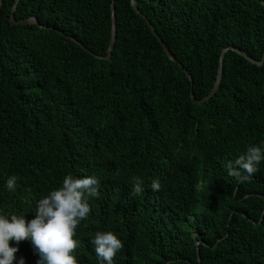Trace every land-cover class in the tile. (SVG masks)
Returning a JSON list of instances; mask_svg holds the SVG:
<instances>
[{
    "label": "trees",
    "instance_id": "obj_1",
    "mask_svg": "<svg viewBox=\"0 0 264 264\" xmlns=\"http://www.w3.org/2000/svg\"><path fill=\"white\" fill-rule=\"evenodd\" d=\"M14 2L0 8V215L31 220L65 175L95 176L78 264H100L97 231L122 241L114 264H264V160L243 183L225 167L264 147V60L228 50L214 96L190 97L210 92L224 48L262 60L264 0H18L15 20L43 28L10 24ZM9 243L13 264H37L30 241Z\"/></svg>",
    "mask_w": 264,
    "mask_h": 264
},
{
    "label": "clouds",
    "instance_id": "obj_2",
    "mask_svg": "<svg viewBox=\"0 0 264 264\" xmlns=\"http://www.w3.org/2000/svg\"><path fill=\"white\" fill-rule=\"evenodd\" d=\"M264 160V147L251 145L234 161L226 163L230 176L238 183L250 179L258 171L257 165ZM17 176H10L6 187L14 192L17 187ZM131 194L141 195L144 191V180L138 176L131 178ZM100 181L95 176L77 178L65 175L62 185L51 190L36 202L34 218L9 214L0 215V264H13L18 247L10 246V241L19 245L30 241L34 254L38 255L37 264H78L74 251L78 241L73 237L81 221L88 218L91 211L90 198H99ZM158 179L151 181V189L159 191ZM91 243L100 264H114V257L123 247L122 241L112 231H97ZM18 264H23L21 258Z\"/></svg>",
    "mask_w": 264,
    "mask_h": 264
},
{
    "label": "water",
    "instance_id": "obj_3",
    "mask_svg": "<svg viewBox=\"0 0 264 264\" xmlns=\"http://www.w3.org/2000/svg\"><path fill=\"white\" fill-rule=\"evenodd\" d=\"M1 1L0 0V8H1ZM17 2L18 0H15L14 2V5L12 7V10H11V13H10V17H9V22L10 24L14 25V24H17V25H30V24H35L37 25L39 28H43V26H41L37 19L34 18V17H31V18H26V19H22V20H15L14 18V9L17 5ZM147 25L149 26L151 32L154 34V36L158 39V41L160 42L162 48H163V51L165 52L167 58L176 63V60L174 59V57L172 56V54L168 51V48L164 45V43L162 42V40L160 39V37L156 34V32L154 31L153 27L151 26V24L146 21ZM115 35H116V28H115V25L114 23L112 24L111 26V34H110V41H109V46H108V50H107V56L104 58V59H108V57L110 56L112 50H113V47H114V43H115ZM68 40L74 42L75 44L79 45L80 47H82L83 49H85L88 53H90L93 57L95 58H98V56H96L94 53L90 52L88 49L84 48L80 43H78L74 38L70 37V36H65ZM234 51L236 52L237 54H239L241 57H243L244 59H246L248 62H250L251 64H254V65H257V66H261L262 63H263V60H264V54H263V57H262V60L260 62L258 61H255L253 60L251 57H249L248 55H246L244 52L240 51L239 49L233 47V46H230L228 48H224L222 50V53H221V57H220V62H219V66H218V70H217V75H216V79H215V82L213 84V87L212 89L210 90V92L204 97L202 98L201 100H195L193 95H192V90L190 91V97L191 99L196 102L197 104H202L204 103L205 101L209 100L212 96H214V94L217 92L218 88H219V84H220V80H221V77H222V62H223V57H224V54L226 51ZM178 67L181 69V71L190 79L191 81V78L189 76V74L187 73L186 69L179 63H177ZM191 84H192V81H191Z\"/></svg>",
    "mask_w": 264,
    "mask_h": 264
}]
</instances>
